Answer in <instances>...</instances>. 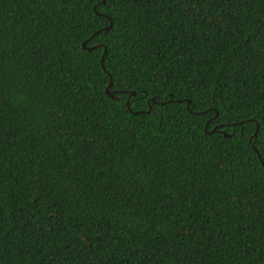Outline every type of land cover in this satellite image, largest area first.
<instances>
[{"label": "trees", "instance_id": "16d2710c", "mask_svg": "<svg viewBox=\"0 0 264 264\" xmlns=\"http://www.w3.org/2000/svg\"><path fill=\"white\" fill-rule=\"evenodd\" d=\"M100 1L0 0V264H264V0Z\"/></svg>", "mask_w": 264, "mask_h": 264}, {"label": "water", "instance_id": "95a60500", "mask_svg": "<svg viewBox=\"0 0 264 264\" xmlns=\"http://www.w3.org/2000/svg\"><path fill=\"white\" fill-rule=\"evenodd\" d=\"M104 2H105V0H101V1H100V3H104ZM97 14H99V13H97ZM108 19H109V25L106 26V27L104 28L105 30H107L108 28H110V26H111V24H112V20H111L109 17H108ZM85 41H86V40H84V41L81 43V47H82V48L87 49V50H90V49H92V48L97 47V45H94V46H92V47H87V46L85 45ZM105 53H106V48L104 47L103 54L101 55V58H100L102 68H104V67H103V63H102V60H103V55H104ZM111 85H112V78L109 76V82H108V84L106 85L104 91H105L106 95H108L109 97H111V98H113V99H117V97L114 96L113 91L110 90V86H111ZM134 94H135V93L132 91V92L129 94V96L134 95ZM129 96L127 97L126 102H125V103H126V106H128V99H129ZM152 100H154V98H152ZM179 101H185V102H186V108L189 107V103H190L189 100H187V99H182V100H179ZM149 110H150V107L148 108L147 112H149ZM132 113H134V114H138L139 111H133ZM214 130H215V128H212V130H211L210 132H213ZM257 130H258V125L256 124L255 131H254V133L250 136L249 141H251V138H252L253 136L256 135ZM225 136H228V134L225 133ZM253 148H254V147H253ZM258 156L260 157V155H258Z\"/></svg>", "mask_w": 264, "mask_h": 264}]
</instances>
